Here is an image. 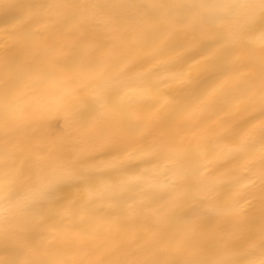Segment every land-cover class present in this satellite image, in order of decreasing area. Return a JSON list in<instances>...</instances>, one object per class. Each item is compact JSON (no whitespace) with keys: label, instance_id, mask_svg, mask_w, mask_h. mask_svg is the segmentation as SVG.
Instances as JSON below:
<instances>
[{"label":"clouds","instance_id":"obj_1","mask_svg":"<svg viewBox=\"0 0 264 264\" xmlns=\"http://www.w3.org/2000/svg\"><path fill=\"white\" fill-rule=\"evenodd\" d=\"M0 264H264V0H0Z\"/></svg>","mask_w":264,"mask_h":264}]
</instances>
